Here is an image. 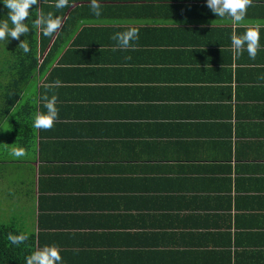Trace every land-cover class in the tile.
Segmentation results:
<instances>
[{"label":"crops","instance_id":"0c3cea01","mask_svg":"<svg viewBox=\"0 0 264 264\" xmlns=\"http://www.w3.org/2000/svg\"><path fill=\"white\" fill-rule=\"evenodd\" d=\"M100 2L69 0L53 64L0 117L4 224L63 264H264V28L250 59L206 0ZM130 24L139 40L116 47Z\"/></svg>","mask_w":264,"mask_h":264},{"label":"clouds","instance_id":"9594fccd","mask_svg":"<svg viewBox=\"0 0 264 264\" xmlns=\"http://www.w3.org/2000/svg\"><path fill=\"white\" fill-rule=\"evenodd\" d=\"M39 0H0L8 9L7 19L0 20V42L10 40H19L21 35L28 34L30 31L40 30L42 28L43 35L52 36L62 26L63 21L60 16H54L52 12L42 14L38 9L30 12ZM252 0H206L207 8L218 18H229L234 25L243 28L242 34H237L233 30L230 40L234 55H241L247 52L250 59H255L258 50L261 48V29L264 28V22H246L245 17L247 9L250 7ZM69 6V0H55V8L63 9ZM91 12L96 17L102 15V4L100 0H89L88 4ZM35 15V19H30L25 23L26 18ZM29 24L32 28H29ZM214 26V25H213ZM116 42V47L127 49L134 46V42L139 40L138 28L128 25L127 29L117 32L112 36ZM23 53L28 54L31 49L28 40L25 39L19 45ZM60 82L56 81L55 85L59 86ZM44 108L46 111H37L33 117L32 126L36 129H51L55 121L59 117V110L56 106L57 97L53 95L51 98L44 97ZM11 155L20 157L24 155L22 149H13ZM27 237L24 235L9 234L8 240L13 245L22 243ZM25 264H63V258L60 249L55 245H45L38 248L25 257Z\"/></svg>","mask_w":264,"mask_h":264},{"label":"trees","instance_id":"16d2710c","mask_svg":"<svg viewBox=\"0 0 264 264\" xmlns=\"http://www.w3.org/2000/svg\"><path fill=\"white\" fill-rule=\"evenodd\" d=\"M38 8L45 15L49 12L54 15L58 14L62 21L66 20L65 15L70 9V7L56 9L54 0H39V3L30 9V12ZM7 15L8 9L0 4V20L7 19ZM30 19H35V15L26 18L25 23H28ZM29 28H32L31 24H29ZM53 37L54 34L52 36L43 35L42 28L33 32L30 31L28 34L21 35V42L25 39L28 40L31 49L28 54L23 53L18 46L11 51L10 56H0V92H2L0 95V117L6 116L19 100L24 79H30L34 74L42 73L53 64L55 57L54 50H51L43 65H40L47 45ZM10 233L24 235L16 227L0 223V264H25V257L35 251V241L33 237L24 235L27 238L22 243L13 245L8 240Z\"/></svg>","mask_w":264,"mask_h":264},{"label":"rangeland","instance_id":"374dc122","mask_svg":"<svg viewBox=\"0 0 264 264\" xmlns=\"http://www.w3.org/2000/svg\"><path fill=\"white\" fill-rule=\"evenodd\" d=\"M21 42V37L19 40H10V42L8 43L7 41H3V42H0V56H5V57H8L10 56V53L12 50H14L15 48H17L19 46ZM2 94V92H0V95ZM6 129H7V126L4 128V134H6ZM3 134V135H4ZM0 145H3L4 147H6V139L2 137V143H0ZM6 188V185L3 184V185H0V189H5ZM4 199V194H0V202ZM4 206V205H3ZM3 206L0 205V223H4V222H7L6 221V218H3V213H2V209ZM4 215L6 216V213H4Z\"/></svg>","mask_w":264,"mask_h":264}]
</instances>
